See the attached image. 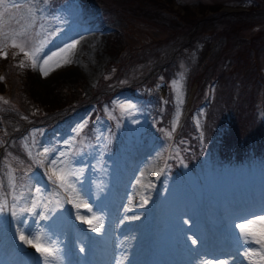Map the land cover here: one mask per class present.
I'll use <instances>...</instances> for the list:
<instances>
[{
    "label": "rangeland",
    "instance_id": "1",
    "mask_svg": "<svg viewBox=\"0 0 264 264\" xmlns=\"http://www.w3.org/2000/svg\"><path fill=\"white\" fill-rule=\"evenodd\" d=\"M165 1V8L169 7L173 13L166 14L163 9L155 12H158L156 23L166 26L171 23L169 20L175 22V14H182L186 9L200 16L203 5L218 4L219 12L225 14L259 10V5L251 0ZM48 2L0 0V33L27 29L30 44H45L36 68L31 67V61L28 60L32 72L33 97L43 103L68 100V97L77 99L80 92L83 97L89 96L97 81L105 75L109 61L118 59L111 42L112 35H117L119 39L123 37L122 42L129 44L130 48L167 35V31L134 19H123L120 16H114L112 20L103 18L101 9L92 4L82 9L79 16L73 11L74 4L70 8L60 9L56 16H52L48 11ZM30 8L36 13L34 26L30 19ZM205 12L210 14L208 9ZM257 15L264 16V12ZM259 27V24L249 25L239 34L245 38L257 36L260 34ZM73 41H78L76 47L63 54L71 63H63L61 57H56L49 65L52 70L44 76L40 72L43 58ZM198 41L199 51L206 49L212 42L207 38ZM8 43L9 46L4 47V37L0 34V53L7 52L8 55L11 52L26 59L19 49L10 46V40ZM162 55V60L166 61L170 52L166 51ZM2 57L5 56L0 55ZM242 60L241 70H246L248 64L245 58ZM56 61H60L61 67L55 66ZM259 64L264 75V52L259 56ZM187 68V63L180 58L176 79L171 83L174 101L164 129L173 136L192 98L193 87L188 80ZM129 75H132L130 71L124 70L122 73L124 78ZM110 76L108 74L107 77ZM67 88L71 92H67ZM126 88L123 87L115 96L116 111L110 115L116 119L119 129L124 124L127 130H131L126 135L125 128L122 129L125 139L135 137L141 128L144 139L132 141L120 159L110 160L105 166V173L101 160L110 158L106 154L108 119L98 123L97 135L91 145L96 156L92 162L81 164L83 159L71 157L78 147H75L77 137L82 135V131L78 134L75 129L81 123L86 125L89 109L69 115L64 125L54 127L51 133L40 129L31 141L23 140L22 146L27 150L28 159L21 156L22 160L15 153L4 155L0 161V204L6 201L7 210L0 211V264H45L44 256L33 244L20 239L21 232L29 239L39 235L41 239L33 240V243L57 250L58 258L50 259L49 264H120L127 246V242L124 243L122 239L123 235H128L131 244L136 245L139 264H219V261L225 262L227 256L237 260V264H253V261H258V257L250 260L244 255L249 247L257 249L259 245L246 244L238 225L254 221L248 224V229L257 233L264 232V219H259L264 218L263 168L259 163L257 168L254 167L255 163L250 164L251 167L246 163H236L230 168L226 161L220 166L221 157L216 145L219 135L213 134L206 136V142H200L199 139L195 142L200 149L199 161L187 169L180 158L188 150L172 145V140L156 139L153 125H145L148 120H143L144 116L135 110L134 102L138 100L132 102L130 91ZM158 89L164 95L165 86L160 84ZM127 104L134 107L121 108V105ZM260 114H264L262 107ZM7 146L17 150L12 141ZM45 148L50 149L47 156H38ZM62 151L68 152L66 167L77 172L72 180L78 195H70L60 188L51 193V161L57 160V166L61 167L60 160L64 158L59 154ZM167 152L180 155L179 174L171 190L164 194L169 184ZM38 159L44 163H37ZM146 161L149 162V170L145 167ZM182 174L184 177H179ZM181 181H185L194 191L185 192L179 184ZM36 188H40L41 192L37 193ZM148 196L149 204L144 203ZM34 198H43L48 204V210L38 207L36 214L27 211ZM13 203L16 204V215L12 214ZM45 216L47 218H43ZM256 217L260 221H255ZM121 218L124 219L122 223L119 221ZM98 226L100 231H94ZM111 228H116L114 234L108 232L111 238L100 237ZM205 235L220 250L222 248L218 245L223 243L225 249L221 250L222 253H214L213 247H207ZM192 240L197 243L193 244Z\"/></svg>",
    "mask_w": 264,
    "mask_h": 264
},
{
    "label": "trees",
    "instance_id": "2",
    "mask_svg": "<svg viewBox=\"0 0 264 264\" xmlns=\"http://www.w3.org/2000/svg\"><path fill=\"white\" fill-rule=\"evenodd\" d=\"M251 1L259 5V10L225 14L219 12L218 4L203 5L200 16L186 9L182 14H175V22L169 20L171 23L166 26L156 23L158 12H155L163 9L166 14L173 13L169 7L165 8V0H49L48 11L52 16L73 4L80 10L92 4L101 9L103 18L112 20L114 16H120L134 19L167 31V35L132 48L122 42L123 37L119 39L117 35H112L111 42L118 59L109 61L105 75L97 81L90 95L83 97L80 92L77 99L68 97V100L59 101L55 98L58 101L51 104L33 97L32 72L27 59L11 52L0 58V161L4 155L11 153L22 160V157L28 159L27 150L22 146L23 140L31 141L40 129L51 133L54 127L64 125L69 115L89 108L88 121L82 135L77 137L75 147H78L71 157L83 159L81 164L92 162L96 156L91 145L97 135L98 123L108 119L106 154L110 158L101 160L105 173V166L110 160L120 159L132 141L144 139L143 128L135 137L125 139L122 129L125 128L126 135L131 130H127L124 124L119 129L116 119L110 115L116 111L115 96L127 87L132 102L134 99L140 102H134L135 110L144 116L143 120H148L146 126L153 125L156 139L172 140V145L188 150L181 154L182 158L177 152L166 153L169 184L164 194L175 184L179 158L190 169L199 161L200 149L195 142L198 139L206 142V136L213 134L219 135L216 145L221 157L220 166L226 161L230 168L236 163H246L247 166L255 163L257 168L259 163L264 171V114H260V107L264 113V75L259 64V56L264 52V16L257 15L264 12V0ZM206 9L210 14L205 12ZM258 24L260 34L257 36L245 38L239 34L247 26ZM200 38L202 41L206 38L212 40L202 51L197 49ZM166 51L170 55L163 61L162 54ZM180 58L187 63L188 80L195 88L187 112L173 136L164 128L173 106L171 83L176 79ZM243 58L248 64L246 70H241ZM21 60L28 66L19 67ZM124 70L132 75L124 78ZM108 74L111 75L109 78ZM160 84L165 86L164 95L158 89ZM196 134L199 136L196 137ZM10 141L17 150L7 146ZM187 142L189 144L186 145ZM49 183L51 193H55L58 185L54 179H49ZM179 184L185 192L194 191L185 181Z\"/></svg>",
    "mask_w": 264,
    "mask_h": 264
},
{
    "label": "snow or ice",
    "instance_id": "3",
    "mask_svg": "<svg viewBox=\"0 0 264 264\" xmlns=\"http://www.w3.org/2000/svg\"><path fill=\"white\" fill-rule=\"evenodd\" d=\"M38 11V10H37ZM30 12V19L32 22V25H35V18L36 13L35 11H32V9H29ZM4 37V47H8L9 43L8 41H11V47L19 49V52L23 53L25 58L29 61H31V67L36 68L37 67V61L41 60V53L43 52V48L45 46L44 43H36V44H30V37L28 35L27 29H23L21 31H14L12 33L3 32L0 33ZM46 41V38H45ZM78 41H73L72 43L66 45L64 48H61L57 52H53L51 55H48L43 58L42 64L40 65V72L43 73L44 76H47L49 72L52 70L50 65V62L54 60L56 57H61L63 60V63H71L70 60H68L66 57H64V53L69 52L70 50L74 49L77 45ZM0 55L7 56V52H2ZM28 65L25 63L24 60H21L19 62V67H27ZM56 67H61L60 61H56L55 63ZM176 83V82H174ZM177 87H179V84L177 83ZM134 106L131 104L127 105H121L122 109H131ZM85 127L84 123H81L75 131L79 134L83 128ZM171 135V133H169ZM71 143V142H66ZM50 149L45 148L41 153H38V156H44L46 157L49 153ZM71 150L69 149V152ZM29 155H31V152H29ZM60 157H63V160H60L61 167L57 166V160L51 161V174L49 175V179L53 180L58 185L60 189H63L65 193L68 194H77V190L75 187V183L72 180V177L77 176V172L72 171L66 167L68 162V152H60ZM37 163L43 164L44 161L38 159ZM143 176V173H141ZM159 175V173H157ZM137 183L139 184L140 181L138 180ZM35 191L37 193L41 192L40 188H36ZM15 200V197L13 198ZM144 203H147L145 200ZM38 207H43L45 210H48V204L43 201V198L41 199H33L31 202V206L27 209V211L32 212L33 214H36V209ZM16 204L13 203L11 206L12 214L16 215ZM7 210V202L5 201L3 204H0V211ZM43 218H47L46 216ZM133 219H138V217H133ZM254 223V221H249L248 224ZM248 224H240L238 227L241 230L243 240L246 244L248 243H255L256 245H259V248L254 249L252 247H249L244 255L248 257L250 260L253 257H258V261H253V264H259V262H264V232L257 233L255 231H251L248 229ZM94 231H100L99 226L94 229ZM20 239L29 244H33V246L36 248L38 252L41 253L42 256H44L45 264H49L50 259H57V250L51 247H43L39 243H33V240L39 241L41 237L37 235L33 239H29L23 232L20 233ZM193 244H196V240H192ZM83 251V249H81ZM219 264H225L224 261H219Z\"/></svg>",
    "mask_w": 264,
    "mask_h": 264
},
{
    "label": "bare ground",
    "instance_id": "4",
    "mask_svg": "<svg viewBox=\"0 0 264 264\" xmlns=\"http://www.w3.org/2000/svg\"><path fill=\"white\" fill-rule=\"evenodd\" d=\"M89 38H90V36H88ZM88 38V39H89ZM147 162V161H146ZM149 164V162H147V165H145V167H146V169L147 170H149V168H150V166L148 165ZM148 198H149V196L147 197V198H145L146 200H147V202H150V201H148ZM147 204H149V203H147ZM142 214V213H141ZM143 214H145V213H143ZM126 215V214H125ZM124 215V216H125ZM123 216V217H124ZM142 217V216H141ZM257 218H259V217H256L254 220L255 221H258L259 219H264V218H259V219H257ZM124 219H119V221L122 223V221H123ZM260 221V220H259ZM124 222V221H123ZM128 222V221H127ZM115 231H116V228H111V229H109V230H107L106 231V233L105 234H103V235H100V237H102V238H111L110 236H109V234H108V232L110 233V234H114L115 233ZM206 236V244H207V247H213L214 248V253H222L221 252V250L223 249H225L224 247H223V243L221 242L218 246H220L222 249L220 250V249H218V248H216V247H214V245H212V244H214L213 242H212V239L209 237V236H207V235H205ZM123 241H124V243H126L127 242V246H126V249H125V255L123 256V257H121L120 258V264H139V261L136 259V257L138 258V256H137V253L135 252V247H136V245H134V244H131V240H130V237H128V235H123ZM134 248V251L133 252H131V250ZM209 251V253H210V250H208ZM110 253H111V251H110ZM105 254H107V253H105ZM210 254H213L212 252L210 253ZM237 258V257H236ZM225 264H237V260H234L232 257H226L225 258Z\"/></svg>",
    "mask_w": 264,
    "mask_h": 264
}]
</instances>
